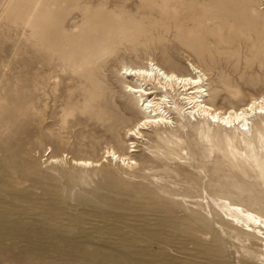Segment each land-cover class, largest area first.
Listing matches in <instances>:
<instances>
[{
  "label": "rangeland",
  "instance_id": "374dc122",
  "mask_svg": "<svg viewBox=\"0 0 264 264\" xmlns=\"http://www.w3.org/2000/svg\"><path fill=\"white\" fill-rule=\"evenodd\" d=\"M183 1L212 21L132 36L121 27L160 0H0V264H264V230L223 209L230 199L264 216L259 170L227 146L249 153L234 130L211 126L207 141L198 117L171 113L128 136L144 113L124 66L154 59L184 74L194 63L223 110L264 95V0ZM252 147L264 162V142Z\"/></svg>",
  "mask_w": 264,
  "mask_h": 264
},
{
  "label": "bare ground",
  "instance_id": "6f19581e",
  "mask_svg": "<svg viewBox=\"0 0 264 264\" xmlns=\"http://www.w3.org/2000/svg\"><path fill=\"white\" fill-rule=\"evenodd\" d=\"M198 2L202 3V0H199ZM184 4L185 2L183 0H160L159 4H154L153 6L157 9H151L152 12L147 18L130 17V20L127 22V24H124V28L121 27L120 31H122L124 35L127 34L137 36L141 33V27L144 25L150 27L154 24H159L162 27H167L170 24H173L177 30L186 29L190 33H193L194 29L190 28L189 24H193L196 28L198 27V29H201L203 27V23L212 21V18L208 16L206 10H203L202 12L194 11L192 8V3H189L190 6H185ZM178 38L180 41L184 39V41H182L183 43H186V45L192 50H195L201 54V50H203L201 49V45L197 47L195 43L191 42L189 39H185L183 36ZM51 40V37L44 40L45 45L43 44V46L37 50L38 57L41 56L43 52L50 55L49 53L51 52V46L49 47V45H51ZM37 63L38 62H36V65L38 66L39 63ZM57 65H59L58 62L49 67V77H46L48 80L52 78L51 74L56 70L55 67ZM61 67L62 66H60V68ZM43 69L45 68L43 67ZM186 69L187 72L181 74L174 68L165 67L155 62L154 59L147 60L143 65L140 66H124L122 68L121 75L125 79L130 80V82H126L125 84V92L133 98V101L144 113L143 119L139 121L134 126V128L128 130V136L134 137L135 139L142 138V134L144 133H141V130L143 131L149 126H162L170 123L171 113L177 114L181 117H184L185 115L195 119L198 117L200 119V123H202L204 127L202 135L207 141L210 140L209 133L212 129L211 126H216L218 129H222L223 127L225 130H234L236 132L237 142L239 144L243 143L245 147L248 148L249 153L244 155L240 154L233 145V140L228 139L227 146L231 148L230 153L233 157H236L235 159L241 157L242 159L244 158L245 160H248L255 169L259 170V172H257L264 180V162L259 160L255 149L252 147L254 142L259 144H263L264 142V95L252 98L247 104L239 108L231 107L227 110L219 109L215 107V105L210 100L211 96L209 94L208 84L209 79L206 73L200 68V66L191 62L187 63ZM40 85L41 84L38 82L36 86ZM37 96L38 95H36V97ZM253 119L260 120L257 124H255V129L250 127V122ZM4 120L5 117L3 121ZM133 152H136L135 147L129 151V153ZM105 154V157L110 159L111 162H118L123 166L136 164L128 157V155L118 154L114 149H108ZM74 164L84 167L99 165L98 163H94L89 160H77L74 162ZM240 167H242V165L239 166V168ZM230 187L234 189L233 187H235V185ZM246 191L248 190L246 189ZM238 193L240 192L238 191ZM224 194H227V191ZM230 194L236 197V194ZM232 201L233 202H230L229 199V202L223 205V209L229 212L238 223H242L247 232H251L254 229H259V232L262 233L261 231L264 230V216L249 209L245 210L242 205L238 204V202L236 204L234 203L236 202L235 200ZM232 229L234 230L237 228L233 227ZM244 232L245 231L243 229L242 233Z\"/></svg>",
  "mask_w": 264,
  "mask_h": 264
}]
</instances>
